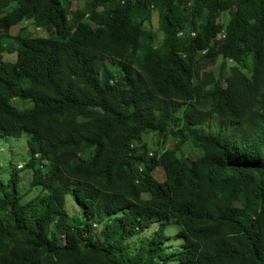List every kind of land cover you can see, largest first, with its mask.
Listing matches in <instances>:
<instances>
[{"label": "trees", "instance_id": "obj_1", "mask_svg": "<svg viewBox=\"0 0 264 264\" xmlns=\"http://www.w3.org/2000/svg\"><path fill=\"white\" fill-rule=\"evenodd\" d=\"M71 4L0 0V264H264V0Z\"/></svg>", "mask_w": 264, "mask_h": 264}, {"label": "rangeland", "instance_id": "obj_2", "mask_svg": "<svg viewBox=\"0 0 264 264\" xmlns=\"http://www.w3.org/2000/svg\"><path fill=\"white\" fill-rule=\"evenodd\" d=\"M71 11H75L77 9L82 10V11H87V0H71ZM222 21H225L227 19V15L222 16ZM151 23L149 24L154 31L155 35V45H158V43L161 41L163 38V35L161 31L159 30V24L157 20V15L155 13L152 14L151 18ZM148 25V24H147ZM20 26L13 28L11 30V35H15V33L18 31ZM29 32L32 31L33 29L28 27ZM41 33V32H40ZM221 35H218V38ZM199 66L202 68L200 71L202 72H212L213 74L217 75L218 73V68L219 64L212 67L208 66L205 63H200ZM16 103V102H14ZM13 103V104H14ZM27 107L30 105L28 103ZM26 107V108H27ZM20 109V108H19ZM27 136L23 135L20 139H10L8 141H0V181H5L7 180L9 176V164H12L14 167L18 166L20 168L22 165H24L28 160V154H27ZM157 138L154 135L151 134H146L142 136V143H145L147 149L152 151L155 146L154 143H156ZM161 147V146H160ZM167 148V147H165ZM165 148H163L165 150ZM140 151V150H139ZM154 176L158 181H162L164 179V174L161 169H156L154 171ZM19 177V190L21 193H27L25 200L30 199L33 195L37 194L39 192V189H33L32 191H29L28 184L30 182L31 178V170L24 169L18 173ZM65 210L66 213L71 217V218H77L80 217V211L78 207L74 204L72 196L68 195L66 196L65 199ZM86 217H92V214L90 211L85 212ZM94 223V222H93ZM94 231H98L97 227H93ZM154 226H151V228L144 234L133 237L131 239H128L126 241V245L128 246L129 250L134 252L137 250L139 245L142 242V238L148 237L153 233ZM177 230V226L174 222H171L170 225L167 227V231L171 234L175 233Z\"/></svg>", "mask_w": 264, "mask_h": 264}]
</instances>
